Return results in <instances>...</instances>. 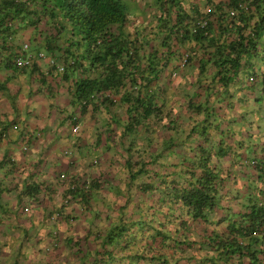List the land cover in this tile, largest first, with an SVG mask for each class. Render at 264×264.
Masks as SVG:
<instances>
[{"label":"crops","instance_id":"1","mask_svg":"<svg viewBox=\"0 0 264 264\" xmlns=\"http://www.w3.org/2000/svg\"><path fill=\"white\" fill-rule=\"evenodd\" d=\"M183 1L187 7L205 14L218 5L228 6L231 0ZM156 4L157 0H129L128 9L137 8L147 16L159 12ZM201 6L203 11L199 10ZM213 13L211 20L218 34L219 14ZM25 32L28 31L23 28L17 32L15 45L27 44ZM39 40L37 36L32 39L34 44ZM261 44L264 45V37ZM187 48L188 45L181 47L180 56L167 66L154 86L163 114L149 120V133L140 129L137 136H124L126 118L122 108L109 112L105 107L94 109L89 105L84 113L80 112L72 103L71 94L77 75L63 81L62 71L58 70L63 64L57 58L42 52L41 57L34 59L35 67L11 69L5 65L1 51L0 264H14L15 256H19L21 264H28L31 257L39 264H82L83 260L75 252L80 245L67 252L64 241L67 236L81 237V249L95 252L94 248L101 246L97 244L99 239L93 237L97 232L107 233L114 221L116 224L138 220L145 215L147 202L151 205L149 209L161 206L166 211L167 197V203L159 205L158 192L146 201L144 195L134 193V188L129 187L131 176L126 166L129 147H133V155L149 150L151 155L160 157L150 164L148 174L138 176V183L145 179L154 181L155 171L165 173L168 178L182 177L184 183V176L188 175L182 170L192 164L199 165L203 148L213 152L209 164L223 177L219 205L209 214L207 222L190 220L186 227L177 221L168 222L164 230L171 236L175 234V227L186 228L190 237L198 240L207 238L211 230L226 231L228 221L236 219L250 201L264 197V166L261 165L264 162V92H260L264 91V62L252 60L251 65L243 64L239 80L225 94L221 83L213 80L217 67L208 64L207 71L201 74L198 61L203 53L200 51L196 59L181 65L182 54L189 53ZM179 70H183V77L174 83ZM252 76L256 78L253 83L249 81ZM193 102L203 105L204 111L196 115L195 104L190 106ZM74 114L78 118L72 123L70 118ZM74 124L80 127V133L72 132ZM192 125L197 126L198 132L206 126L208 138H202L197 132L190 133ZM69 150L72 155L66 152ZM197 169L201 172L200 167ZM178 172L182 175H177ZM62 174L65 176L61 177ZM93 178H101L102 184L88 202L70 201L64 205L69 185L73 186L77 179ZM127 188H131L133 195L129 206L124 208ZM113 201L114 208L109 204ZM62 204L58 215L56 212ZM156 212L162 215L159 210ZM90 231L91 238L86 240L85 235ZM52 237L59 241L56 243ZM198 247L206 252L200 244L193 249ZM131 249L141 252L136 245ZM115 250L121 251L120 246ZM163 250L175 256L180 253L170 244L164 245Z\"/></svg>","mask_w":264,"mask_h":264},{"label":"trees","instance_id":"2","mask_svg":"<svg viewBox=\"0 0 264 264\" xmlns=\"http://www.w3.org/2000/svg\"><path fill=\"white\" fill-rule=\"evenodd\" d=\"M243 2L247 7L232 16L230 10L240 8ZM128 7L129 0H1L0 54L3 52V61L11 69L22 68L14 61L20 54H31V65L24 68L35 67L34 59L42 52L57 58L64 67L63 81L77 75L71 89L72 103L82 113L89 105L94 109L105 107L109 112L122 108L126 118L124 136H137L140 129L149 133V120L163 114L156 101L154 86L158 85L167 66L180 56L181 47L188 45L190 53L185 65L196 59L200 51L203 53L198 61L201 74L207 71L208 64L218 68L213 80L221 83L225 94H229L230 87L239 80L244 65H251L252 60L264 62V45L261 44L264 0H231L228 6L218 5L205 14L187 7L183 0H157L159 12L147 16L137 8L129 11ZM213 12L219 14L218 34L211 20ZM149 18L154 19L149 21ZM202 21H208L204 29L200 28ZM22 28L32 33L33 41L35 36L40 38L41 41H36V52L29 50V45L28 51L24 52L22 46L14 44L15 35ZM255 79L252 76L249 81L253 83ZM193 104L195 102L190 106ZM202 106L195 104L193 112L200 114L204 111ZM77 118L74 114L71 122ZM205 127L198 132L197 126L192 125L190 133L197 132L206 139L209 133ZM133 151V147L127 148L129 187L134 188V193L144 195L146 201L158 192V203L168 202L167 210L161 206L149 209L151 205L147 202L145 215L138 220L116 224L114 221L107 233L97 232L93 237L99 239L97 244L101 246L94 248L95 252L81 249V237L67 236L64 241L68 253L73 246L80 245L75 252L83 260L82 264H264V197L250 201L236 219L228 221L226 231L211 230L202 240L190 237L186 228L175 227L173 236L164 230L172 221L185 224V227L190 220L207 222L209 214L218 207L223 177L209 164L213 152L203 148L199 165L192 164L182 170L188 175L187 178L184 176V183L182 177L168 178L157 171L154 181L145 179L138 183V176L148 174L150 164L160 157L159 154L151 155L149 150H140L138 155H133ZM101 184V178L77 179L73 186H68L64 205L70 201L88 202ZM130 189L127 188L124 195V208L131 202ZM109 204L113 207L115 201ZM64 205L56 212L58 215ZM157 210L162 215H157ZM154 219L157 220L155 223ZM92 233L85 235L86 240ZM52 240L57 243L59 238L52 237ZM155 242L157 246L153 245ZM168 244L180 253L175 256L164 251V245ZM199 244L206 252L200 247L193 249ZM134 245L138 246L137 251L143 245L145 247L135 253L131 249ZM117 246L121 251L115 250ZM14 262L21 264L19 256L14 257ZM28 264L39 263L31 257Z\"/></svg>","mask_w":264,"mask_h":264},{"label":"built area","instance_id":"3","mask_svg":"<svg viewBox=\"0 0 264 264\" xmlns=\"http://www.w3.org/2000/svg\"><path fill=\"white\" fill-rule=\"evenodd\" d=\"M247 7V5H246V3L245 2H243V3H240V8H235V9H231L230 10V14L232 15V16H235V15H237V13L239 12V10L241 9V8H246ZM207 24H208V21H202L201 23H200V28L201 29H204V28H206L207 27ZM22 49H23V51L25 52H27L28 51V44H23L22 45ZM40 57H41V55H40ZM187 60H188V54H186V53H184V54H182V59H181V65H185V63L187 62ZM15 64L17 65V66H19V67H25V66H30L31 65V61H32V58H31V54H29V53H25L24 55H18L16 58H15ZM58 70H60V71H64V67H63V65H61L59 68H58ZM14 128H15V126H14ZM75 129H78V127L77 126H74V128H73V130H75ZM252 162L253 163H257V160H252ZM261 165L262 166H264V162H262L261 163ZM26 209V208H25Z\"/></svg>","mask_w":264,"mask_h":264},{"label":"rangeland","instance_id":"4","mask_svg":"<svg viewBox=\"0 0 264 264\" xmlns=\"http://www.w3.org/2000/svg\"><path fill=\"white\" fill-rule=\"evenodd\" d=\"M138 2H140V1H138ZM199 10H201V11H203V8H202V6H201V8L199 9ZM24 37H25V39H24V41L29 45V50H32V49H34L35 48V45L36 44H34L35 42H33L32 41V39H33V37H32V33H30V32H25V34H24ZM182 77H183V70H179V75L177 76H174V80H173V82L174 83H177V82H179L181 79H182ZM175 87V86H174ZM176 88V87H175ZM237 109H238V107H237ZM242 114H244V113H241V115ZM12 127V126H11ZM80 128V127H79ZM75 129V130H72V132H74V133H78L79 132V130L80 129ZM80 133V132H79ZM243 135H245V134H243ZM69 155H72V151H66ZM95 161V162H98V160L97 159H92V161ZM238 169V168H237ZM238 171V170H237ZM63 176H65V174H62L61 175V177H63ZM68 263V262H67ZM69 264V263H68Z\"/></svg>","mask_w":264,"mask_h":264},{"label":"clouds","instance_id":"5","mask_svg":"<svg viewBox=\"0 0 264 264\" xmlns=\"http://www.w3.org/2000/svg\"><path fill=\"white\" fill-rule=\"evenodd\" d=\"M64 72V71H63ZM78 127V125H76ZM74 128V127H73Z\"/></svg>","mask_w":264,"mask_h":264}]
</instances>
